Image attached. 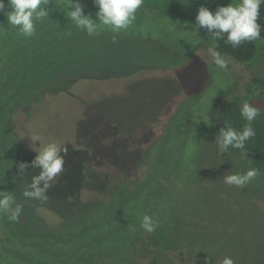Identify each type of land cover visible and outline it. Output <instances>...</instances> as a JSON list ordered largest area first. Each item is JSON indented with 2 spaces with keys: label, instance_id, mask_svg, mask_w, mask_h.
Here are the masks:
<instances>
[{
  "label": "trees",
  "instance_id": "16d2710c",
  "mask_svg": "<svg viewBox=\"0 0 264 264\" xmlns=\"http://www.w3.org/2000/svg\"><path fill=\"white\" fill-rule=\"evenodd\" d=\"M90 1L80 0V3L86 7H97ZM57 2L62 5L61 3H71V0ZM5 5V9L0 11V190L12 192L25 205L22 204L23 211L16 222H11L6 215L0 214V264H120L113 255L114 252L120 253L121 249L113 247L111 234L108 232H85L92 246L103 248L98 250L91 249L87 241L80 238L82 233L75 236L71 232L74 226L97 210L98 205L102 208L97 202L103 196L109 200L105 203L107 214L120 217L119 221L129 218L141 223L143 215H151L159 221L157 228L167 245L186 248L191 255L206 257L215 254L222 263L223 258L230 254L226 240L230 232H237V223L246 227L249 220L258 222L264 220V215L259 216L251 208L245 207L246 201H240L239 207H235L236 203L232 201L231 195L227 199L220 198L219 186L213 183L217 178L210 174L211 170L201 168L202 152L206 145L204 129L210 125L217 106L224 101L227 124L235 130H243L247 121L241 116L240 108L243 103H250L259 110V115L251 124L253 135L241 151L248 153L246 156L254 166L264 169V91H260L253 99L250 96L242 98L231 94L234 83L230 75L212 63L208 67L209 78L202 91L199 94L192 93L182 101L177 111L168 117L163 133L144 155L148 167L138 183L133 186L121 184L118 178L111 176L90 178L83 169L86 166L82 167L77 161L70 165L64 185L60 186L62 188L49 190L47 200L28 199L23 196V191L29 184L26 182L27 177L19 176L17 167L20 162L26 161L31 167V161L36 155L28 153L20 145L15 117L21 111L26 113L32 109L34 114L39 109L40 113L47 115L50 111L47 104H33L42 102L45 95H59L74 85L71 82V86L59 91L48 89L47 87H51L50 80L57 82L59 76L64 74L69 77L71 72V77L74 78V74L83 71H79L77 64L88 54L96 55V51L90 43L86 48L88 52L75 58V63L73 59L66 60L67 58L62 61L60 58L79 48L80 42L84 43L85 39L83 34H73L68 27L72 21L66 15L63 17L55 13L54 7L51 8L53 10L49 18L36 23L35 34L25 37L17 27L8 24L7 0ZM152 14L155 13L146 12L140 22L144 24L145 19L152 18ZM168 16L179 22L177 30H173L171 35L196 33L194 19L174 14ZM258 22L262 25L259 39L243 43L239 48L226 44V37L216 39L214 42L217 50L226 59L239 63L264 55V4L260 6ZM49 26L58 30L54 28L52 32H45V27ZM144 27L147 30L150 28L146 23ZM42 38L47 42L44 48L40 46ZM88 38L91 41L94 35H88ZM83 48L81 44L79 49ZM61 62L64 65L61 66ZM85 71L88 72L84 78L94 73L92 69ZM72 125L64 122L57 133L69 134ZM79 126L77 124V128L74 127L73 134L75 131L78 133ZM45 129L47 134L53 131L56 133L50 125ZM94 133L98 134V131L95 130ZM221 158L223 165L228 167L229 155L224 152ZM36 171L39 172L40 169L30 170L32 175ZM41 206L48 208L57 218L51 223V229L44 224L49 231L41 224L44 222L38 211ZM210 211L214 214V220L210 223L212 231L194 234L198 229L195 226L197 219L203 216L202 222L207 225L205 215ZM72 218H77L78 221L71 222ZM99 227L102 229L101 223ZM37 229L38 235L35 233ZM41 229L45 232H41ZM107 236L109 240L105 243ZM163 254L166 253L157 254L149 263L141 264H198L194 257L190 258L191 262H186L181 257L173 259Z\"/></svg>",
  "mask_w": 264,
  "mask_h": 264
},
{
  "label": "rangeland",
  "instance_id": "374dc122",
  "mask_svg": "<svg viewBox=\"0 0 264 264\" xmlns=\"http://www.w3.org/2000/svg\"><path fill=\"white\" fill-rule=\"evenodd\" d=\"M57 1L49 0L46 6L49 14L54 7L55 13L64 17L69 11L70 3L60 5ZM230 2L238 3L239 0H144L136 12L135 20L127 29L116 32L101 25L91 41L86 31L77 28L73 22L68 24L73 34L85 36L84 43L80 42L78 46L80 48L83 44L84 48L71 50L60 59L74 60L81 53L86 54L90 43L94 46L96 55L88 54L77 64L79 71H83L74 74L75 79L71 77V72L69 77L64 74L59 76L57 82L50 80L51 87L46 86L48 89L59 91L71 86V82L74 85L59 95H45L42 102L33 104H47L50 108L47 115L40 113L39 109L34 114L32 109L26 112L27 115L21 111L15 117L20 145L28 153L37 154L30 146V137L33 136L40 137L41 147L55 142L67 151L65 171L49 190L62 188L60 186L64 185L70 165L77 161L82 167L86 166L83 169L90 178L99 179V175L101 178L111 176L118 178L121 184L131 186L143 178L148 167L144 155L163 133L168 117L177 111L182 101L190 94H199L202 91L209 78L208 67L212 65L206 49L213 42V37L203 28L197 29L194 35H171L173 30H177L179 22L168 14L195 20L200 6L215 11L218 6H226ZM83 7L85 14L97 20L98 7ZM146 12L155 13L151 19H145L144 24L150 27L149 30L140 22ZM54 28L56 27H45V32H52ZM46 44L42 38L41 48ZM62 63L61 66L64 65ZM85 69H92L94 73L84 78L88 72ZM227 72L234 83L231 94L240 95L242 98L250 96L253 99L260 91H264V55L245 63L229 59ZM225 105L223 101L217 106L210 125L204 129L206 145L202 152L201 168L211 170L210 174L217 178L213 183L219 186L220 198L227 199L231 195L232 201L236 203L235 207H239L240 201H246L243 202L245 207L251 208L259 216L264 215V169L254 166L240 149L234 148H229L226 152L230 158L229 166L223 165L222 153L219 152L215 139L216 135L219 136L220 129L225 127L224 123H227ZM29 112L32 114L29 115ZM64 122L73 124L67 135L57 133ZM77 124H80L79 131L73 134ZM48 125L56 133L53 131L47 134L45 128ZM95 130L98 134L94 133ZM35 143L38 147L40 141ZM249 168L258 169L259 174L244 188H236L223 182V175L244 173ZM26 170L24 176L29 183L33 176L30 172L32 168L28 167ZM38 173L36 171L34 175ZM16 200L17 203L25 205L19 198ZM108 201L104 196L100 198L97 203L102 208L98 205L97 210L72 228L71 232L75 236L82 233L80 238L87 241L91 249L103 248L92 246L85 232H108L111 234L113 247L121 249L120 253L114 252L113 255L120 264L149 263L153 257L163 252L166 253L163 255L173 259L181 257L186 262H191L190 258L194 257L198 264H222L215 254L206 257L191 255L186 248L167 245L158 228L148 233L141 229L138 221L129 218L119 221L120 217L107 214L105 203ZM38 211L44 219L41 224L49 231L46 226L51 229V223L57 218L45 206L38 207ZM213 218L212 211L205 215L207 225L202 222L203 216L198 218L195 224L198 229L193 233L201 235L206 230L212 231L210 223ZM73 221L78 220L72 218L71 222ZM100 223L103 230L99 227ZM179 225L182 224L179 222ZM45 230L41 229V232ZM235 230L237 232H230L226 240L230 252L228 257L235 264H264V220H249L246 227L237 223ZM38 232L37 229L35 233L38 235ZM108 240L107 236L105 243Z\"/></svg>",
  "mask_w": 264,
  "mask_h": 264
},
{
  "label": "clouds",
  "instance_id": "9594fccd",
  "mask_svg": "<svg viewBox=\"0 0 264 264\" xmlns=\"http://www.w3.org/2000/svg\"><path fill=\"white\" fill-rule=\"evenodd\" d=\"M143 2L144 0H93V3L98 7L97 20H93L90 15L85 14L80 0H71L66 16L77 28L86 31L89 36L95 35L101 25L119 32L132 24L136 18V12ZM48 3L49 0H7V22L17 27L22 36L32 37L36 32V23L49 18L46 7ZM262 4H264V0H239L238 3L230 2L226 6H218L214 12L208 7H199L195 17V29L203 28L213 37V42L209 44L206 51L216 68L227 71L229 67V60L217 50L214 42L216 39L226 37V44L233 48H239L243 43L260 38L262 25L258 20ZM5 7V0H0V11L4 10ZM240 112L247 121L243 130H235L224 123L225 127L220 129L218 137L216 135L217 148L221 153L227 152L229 148L243 150L246 141L253 135L251 124L258 117L259 110L245 102L242 104ZM30 139L31 149L37 153L31 161V167L39 168L40 171L32 176L23 191V196L28 199L47 200L48 190L54 186V182L65 171L67 151L55 142H50L41 147L39 136H33ZM36 141H40L38 147ZM243 154L248 155L246 152ZM28 167V162H20L17 174L23 177L25 169ZM258 174V169L249 168L244 173L223 175V182L229 186L242 189ZM22 211L23 205L17 203L12 192L0 190V214L6 215L9 221L16 222L19 220ZM158 226L159 221L157 219L151 215H143L140 227L145 232L151 233ZM222 264H235V261L226 256L223 258Z\"/></svg>",
  "mask_w": 264,
  "mask_h": 264
}]
</instances>
